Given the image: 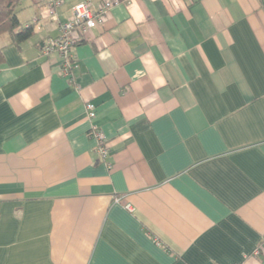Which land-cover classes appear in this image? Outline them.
I'll return each mask as SVG.
<instances>
[{
    "label": "crops",
    "instance_id": "0c3cea01",
    "mask_svg": "<svg viewBox=\"0 0 264 264\" xmlns=\"http://www.w3.org/2000/svg\"><path fill=\"white\" fill-rule=\"evenodd\" d=\"M59 1L0 36V264H264V0H119L71 78Z\"/></svg>",
    "mask_w": 264,
    "mask_h": 264
},
{
    "label": "built area",
    "instance_id": "2783aa9c",
    "mask_svg": "<svg viewBox=\"0 0 264 264\" xmlns=\"http://www.w3.org/2000/svg\"><path fill=\"white\" fill-rule=\"evenodd\" d=\"M48 6V12L56 19L55 8L60 4L59 0H44ZM119 3V0H103L97 7H93L88 0L77 2L68 20L61 23L57 36L47 39L41 46L42 54L57 52L62 58V74L71 78V49L76 44L86 40V35L91 29L106 20L111 8ZM86 116L90 121L88 134L95 140L96 152L101 160L109 155L108 140L106 135L93 123L95 118V106L91 102L85 103ZM116 202H122V198L116 197ZM125 208L131 207L125 203ZM258 254V252H256Z\"/></svg>",
    "mask_w": 264,
    "mask_h": 264
},
{
    "label": "trees",
    "instance_id": "16d2710c",
    "mask_svg": "<svg viewBox=\"0 0 264 264\" xmlns=\"http://www.w3.org/2000/svg\"><path fill=\"white\" fill-rule=\"evenodd\" d=\"M19 2L20 0H0V36L9 34L16 42L27 39L32 32L31 25L22 26L17 19L16 7Z\"/></svg>",
    "mask_w": 264,
    "mask_h": 264
},
{
    "label": "clouds",
    "instance_id": "9594fccd",
    "mask_svg": "<svg viewBox=\"0 0 264 264\" xmlns=\"http://www.w3.org/2000/svg\"><path fill=\"white\" fill-rule=\"evenodd\" d=\"M5 78H9L11 76V70L6 69L4 72Z\"/></svg>",
    "mask_w": 264,
    "mask_h": 264
}]
</instances>
